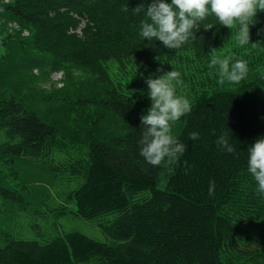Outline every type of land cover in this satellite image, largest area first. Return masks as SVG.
Returning <instances> with one entry per match:
<instances>
[{"label":"trees","instance_id":"1","mask_svg":"<svg viewBox=\"0 0 264 264\" xmlns=\"http://www.w3.org/2000/svg\"><path fill=\"white\" fill-rule=\"evenodd\" d=\"M151 2L0 0V77L14 69L5 62L13 47L44 57L53 71H86L108 86L97 101L126 129L76 144L15 91L0 90V198L16 206L12 221L0 223V264H264V196L247 170L248 148L264 136V10L250 26V44L238 45L237 27L209 14L194 38L168 50L140 36ZM9 23L19 29L10 32ZM214 56L246 60V78L219 84L209 68ZM171 70L179 80L197 78L183 95L191 110L171 129L186 151L154 167L138 143L151 106L145 80ZM192 132L200 138L190 140ZM222 134L233 153L217 147ZM26 163L50 173L56 195L24 183ZM68 216L95 222L107 241L78 227L60 231L57 220Z\"/></svg>","mask_w":264,"mask_h":264},{"label":"clouds","instance_id":"2","mask_svg":"<svg viewBox=\"0 0 264 264\" xmlns=\"http://www.w3.org/2000/svg\"><path fill=\"white\" fill-rule=\"evenodd\" d=\"M141 8L142 5L134 11ZM258 9L264 10V0H171V4L164 0H152L145 11L147 19L141 22L140 36L150 43L161 42L165 49H179L194 38L193 29L209 14H214L224 27H237L236 43L244 46L250 44V26L256 24ZM251 46L256 47L257 44ZM231 60L230 56H214L211 59L209 68L216 69L221 85L225 81L238 84L247 76V61L236 60L230 64ZM157 72H163V68H158ZM179 77V72L171 70L158 78L149 76L145 80L151 106L147 114L141 116L144 131L138 143L140 155L154 167L160 166L166 158L167 163L179 160L186 151V146L171 135L172 125L191 110L188 98L176 94ZM199 138V133H189L190 140ZM215 143L222 151L234 152L227 134L220 135ZM247 170L256 182L257 195L264 196V136L256 139L248 148ZM208 194L210 197L215 194L213 181L209 182Z\"/></svg>","mask_w":264,"mask_h":264},{"label":"rangeland","instance_id":"3","mask_svg":"<svg viewBox=\"0 0 264 264\" xmlns=\"http://www.w3.org/2000/svg\"><path fill=\"white\" fill-rule=\"evenodd\" d=\"M13 29H19V26L9 23L10 32ZM28 33L25 30L23 35L27 36ZM33 57H36L37 62ZM5 62L12 64L14 69L7 70L8 74L0 77V90H13L22 96L27 105L36 110L43 119L54 124L60 136L65 139L82 145L108 140L118 133L126 132L124 124L117 119L110 107L97 101L108 86L96 83L88 72L71 70L64 74L63 71H53L44 57H39L36 53L26 55L22 50L16 51L14 47L8 52ZM108 67L114 76L123 77L117 63L110 62ZM194 82H197V78L193 81L179 80L176 84V94L183 96L188 91L193 93L191 87ZM209 92V89L201 91L202 95ZM259 108L260 112L264 113V103L260 104ZM23 181L45 193L52 185L53 178L46 169L26 163L23 166ZM51 190L53 195H56L53 186ZM15 211L16 206L7 204L0 198V223L11 222ZM26 219L27 222L33 220ZM43 222L46 223V218ZM57 222L60 231L78 227L95 238L107 241L95 222L73 216L60 218Z\"/></svg>","mask_w":264,"mask_h":264}]
</instances>
